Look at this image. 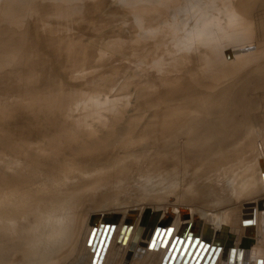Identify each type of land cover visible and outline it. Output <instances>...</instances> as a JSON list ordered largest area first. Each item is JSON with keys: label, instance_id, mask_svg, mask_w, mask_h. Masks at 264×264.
<instances>
[{"label": "rangeland", "instance_id": "obj_1", "mask_svg": "<svg viewBox=\"0 0 264 264\" xmlns=\"http://www.w3.org/2000/svg\"><path fill=\"white\" fill-rule=\"evenodd\" d=\"M109 1L0 0V208L6 207V201H13L19 205L17 211L25 207L32 209V203L40 206L42 202L55 199L69 178H89L98 174L102 176L107 170H114L122 164L144 156L155 155L156 159H169L172 156L167 157L165 154H181L182 144L194 140L189 139L183 129L189 124L188 119L181 122L183 126L174 133L172 141L157 139L154 132H150L154 127L157 131L164 132V126L160 122L157 125L150 124L147 131L124 134L121 126L133 125L134 122L136 125L143 123L135 121V115L177 106L181 110L180 114L194 107V112L206 123H213L209 117L216 116L215 114L219 112L226 111L232 118L239 116L236 113L231 114L229 108L232 107L233 102L228 103V106L219 103L222 98L229 101L233 99L231 96L239 94L237 89L239 75L225 81L205 82L202 79L204 78L203 69H200L199 58L196 55L208 49L212 51L210 59L217 58L222 55L219 52L223 48L235 45L238 39H242L239 46L230 52L240 48H253L256 33L250 32L245 27L254 26L264 17V0H209L210 4L219 3V8L223 10L235 4L244 3L242 8H251L252 11L243 13V11L235 10L231 14L235 17L226 22L227 26L237 28L235 35L228 36L224 41L209 37L201 47L186 50L197 53L191 55L183 51L178 53L173 38L175 33L181 34L191 24L195 23L197 26L200 18L197 13L188 21L189 15L179 10L186 5L182 2L183 0H160V4L163 5L158 6V3H155L156 0H153L150 6H154V9L141 12L142 17L129 15L132 11L129 0H122L123 2H120L119 7L116 6V8L106 4ZM206 1L194 0L193 5L203 4ZM170 2H176V4L173 5ZM187 21L188 24L184 29ZM64 23L70 27V33H66L63 26L61 28L55 26ZM189 31L192 32V30ZM208 31L207 27L204 32ZM110 38L114 39L113 43L107 49H102L98 59L100 63L105 62L103 64L105 67L100 69L101 73H112V77L105 80L98 76L100 71L94 73L91 70L94 65L89 61L98 55L100 42ZM245 41H248V44L243 46ZM170 53H173L176 58V60L172 59L173 62L170 59ZM224 56L227 57V54ZM131 58L135 59V66H123L124 62V65L131 64L125 61ZM159 62L170 64L167 72H165L166 69L161 68L162 63L159 64ZM234 65L237 67L238 63ZM134 68L140 73L148 72L152 75L154 87L151 93L146 94L140 91L144 90L142 86L138 87V83L130 79L134 75ZM205 88L212 90L210 93L214 95L197 100L196 97L200 95L198 92ZM50 94L54 97L51 98ZM251 94L252 92H247L248 97ZM68 95L71 97L67 98ZM192 95H195V102L189 103L185 96ZM257 95L262 98L261 91H258ZM208 99L211 101L207 102ZM231 109L234 110V108ZM259 109L255 105L251 107L247 104V118L251 120L248 124L251 131L248 139L249 151L253 156L251 161L253 176L249 179L252 182L262 183L261 181H264V113L262 124H259L258 128L252 121L254 112ZM118 114H125L127 117L117 119L115 116ZM211 114L213 115L210 116ZM106 124L110 125L106 126ZM47 130L55 131L57 135L50 137L51 134ZM37 131H44L42 138H32L33 132ZM77 133L84 136L75 138L74 135ZM137 137H139L138 143ZM142 139H150L154 145L153 150L143 155L129 154L130 159L124 162L117 161L118 155H121L118 153L119 150L143 148V144L139 143ZM235 139L234 131L230 140L236 142L238 139ZM178 145L180 150L175 149ZM47 150L52 152L43 154ZM58 155L61 156L60 162L55 157ZM172 161L173 159L170 163ZM159 167L160 165H156L153 170L157 171ZM236 169L241 170V167L236 166L232 170L235 174H237ZM19 174H31L29 178L32 182L31 190L21 192L14 190L16 186L26 182L24 177H15ZM259 175L263 178H258ZM230 177L234 179V176ZM253 184H250L247 192L252 189ZM62 193H64L63 196L66 194V192ZM249 198L244 197L243 199L247 202L235 207L233 204L236 202L229 204L231 210L225 216L230 218L231 223L253 229L254 214L244 210L253 203L249 202ZM136 209L128 210L129 212L117 209L107 210L108 212L102 210L104 214L118 216L116 241L109 249L110 257L106 264L113 262L120 264L118 254H124L128 250L133 239L130 235L136 227L135 218L137 216L138 219L141 218L139 208L136 207ZM89 211L85 215V222L91 215ZM102 211L101 213L98 211L97 216L102 214ZM130 214L135 220L131 221V225L129 224ZM1 217L0 223H2ZM201 220L204 222L202 218ZM48 222L51 224L55 221ZM101 223L102 219L99 223L95 222V225L99 224L98 232ZM207 224L213 226L210 221ZM116 226L114 225L113 228ZM227 226L229 228L230 225ZM84 227L82 226L79 230L81 238L77 237L80 239L78 240L80 242L77 241L79 248L75 246L76 251L71 249L74 253L69 251L72 255L68 254L66 258H62L59 261L60 264H71L76 260L82 253L79 251L81 247L90 253L98 252L95 250L97 245L94 248L95 242L93 243L96 238L87 239L89 227L86 228V224ZM98 232H95L94 237H97ZM142 239L143 243L138 244L139 247L142 245V249L144 248L142 263L153 264L157 249L153 248L151 243H149V249H145L148 241L146 237ZM247 240L248 246L242 249L250 255L251 249L256 247V241L253 237H248ZM5 243L8 244V242ZM17 244L20 245L19 242ZM150 250L154 255L151 259H149L151 255L146 256V252ZM202 255L203 253L199 252L193 261L180 264H199ZM53 258L59 263L58 256L39 261L56 264L52 261ZM17 260L34 263L32 256H20ZM84 263L88 264L89 261Z\"/></svg>", "mask_w": 264, "mask_h": 264}, {"label": "bare ground", "instance_id": "obj_2", "mask_svg": "<svg viewBox=\"0 0 264 264\" xmlns=\"http://www.w3.org/2000/svg\"><path fill=\"white\" fill-rule=\"evenodd\" d=\"M129 1L131 2L130 8H132L129 15L132 14V16L142 17L143 14L141 12L154 9V6H150L153 0ZM193 1L183 0L182 2L186 5L179 10L185 15H189L188 21L192 18L191 16L198 13L200 15L197 22L198 25L196 26L194 23L195 25L193 24V26L191 24L181 34L178 32L173 35L178 53L183 51L189 55L197 54L186 50H195L201 47L209 37L224 41L228 36H234L237 28L226 24L227 21L235 17V15L231 14L235 10L243 11V13L252 11L251 8H242L245 5L244 3L235 4L231 8L223 10L219 8V3L210 4L209 0L197 5H193ZM120 2L123 1L110 0L106 4L116 8ZM155 3H158L157 6L163 5L160 4V0H156ZM170 4L174 5L176 2H170ZM180 6L176 7L179 8ZM66 24H56L55 26L57 28L63 26L62 28L65 32L70 33V27H67ZM207 27L209 31L205 33L204 31ZM245 28L252 33H256V38L253 41L254 45H252L253 48H240L230 52L239 46L242 39H238L235 45H228L223 48L219 52L222 55L217 58L210 59L212 51L208 49L202 50L196 55L199 58L200 69H203L204 78L202 79L205 82L225 81L228 78L239 75L237 80L239 94L231 96L232 100L228 101V99L222 98L219 101V103L226 106H228V103L233 102L231 108H234V110L229 109L232 112L231 114L236 113L239 115L238 117L232 118L231 115L224 111L215 114L216 116L211 114L210 116L212 117L209 118L213 123H206L194 112V107L180 114L181 110L177 106L167 110L149 113L147 111L143 114L135 115V121H142L143 123L136 125L134 122L133 125L121 126L120 128L124 134L147 131L150 124L152 126L160 122L164 126V132L161 130L157 131L155 127L150 132L153 131L157 139L172 141L174 133L183 126L181 122L184 119H188L189 124L183 129L186 131L188 138L194 140L182 144L181 154H165L167 157L172 156L169 159H156L155 155L144 156L127 164H122L114 170H107L102 176L98 174L89 178H69L65 182V186L61 187L62 191L55 199L42 202L40 206L32 203V209L24 205L25 208L17 211L18 204L13 201H6V207L1 206L0 208V216H2V223H0V264H48L40 262L46 261L47 257L53 256H58L59 259L57 261L59 262L62 258H66L71 249L75 250V246L79 245L77 241L82 236H79V230H81L82 226L84 227V224H86V228L89 227L87 234L85 233L86 238H96L93 240L95 248L102 236L104 226L107 225L104 222L101 223L98 232L99 224L95 225V222L99 223L100 219L105 221L107 219L105 217L108 216L102 210L117 209L126 212L135 210L136 207L141 212V218L138 219V216V218L136 217L137 219L135 218L136 227L133 234L130 235L133 239L128 250L124 254H118L120 256V264H143L142 253L144 248L142 249V245L139 247L138 244L143 243L142 238L144 237L148 241L145 244V249H149V243H151L153 248L157 249L153 264H167L171 256L168 248L173 238L179 232H182V237L184 238L194 235L198 227V221L201 218L204 222L201 220V226L198 231L199 240L192 256L190 259H186L177 255L173 264L193 261L199 252L203 253L199 264H264V200H262L264 199V181H261L262 183L252 182L249 179L250 176H253L251 163L253 156L250 154V143L248 142L251 134L248 124L251 120L247 118V104L251 107L255 105L257 109H260L254 112L252 121L255 122L257 128L259 124H262L264 113L262 112L264 107V17L260 22L258 20L254 26H246ZM189 30H192V32ZM113 41L114 39L110 38L100 42L101 46L98 55L89 61L94 65L91 70L94 73L100 71L98 76L105 80H109L112 77V73H101L102 70L100 69L105 67L103 65L105 62L102 61L100 63L98 59H100L102 49H107ZM247 42L245 41L243 46H246ZM225 54H227V57L224 56ZM170 55L171 61L172 59L176 60L173 53H170ZM125 61L131 62V64L124 65V62L122 63L123 66H135L134 58ZM160 63H162L161 68L163 70L166 69L165 72H167L170 64ZM236 63H238L237 67L234 65ZM235 70L236 72H234ZM130 79L137 82L138 87L142 86L145 91H140L146 94L151 93L154 87L152 75L148 72L140 73L138 69L134 68V75ZM210 91L212 90L205 88L203 91L198 92L200 95L196 99L214 95ZM258 91L262 92V98L257 95ZM247 92H252V94L248 97ZM50 97L53 98L54 96L50 94ZM68 97L70 98L71 95H68ZM185 99L189 103L195 102V95L185 96ZM210 101V99L207 100V102ZM125 116L127 117L125 114H118L115 118L120 119L125 118ZM109 125L106 124V126ZM234 131L236 139H238L236 142L230 140ZM43 132H33L32 138H42ZM47 132H50V137L57 135V132L52 130H47ZM83 136L80 133L74 135L75 138ZM138 138L136 139L137 143ZM139 143H142L144 147L141 149L134 147L125 151L120 147L119 149L121 150L118 153H121V155H118L117 161L124 162L130 159L129 154L143 155L154 148L150 139H142ZM175 149L180 150V145L175 147ZM51 152L52 150H47L43 154ZM55 157L58 162L61 161L60 155ZM172 159L173 161L170 163ZM178 160L181 161L178 162ZM156 165H160L157 171L153 170ZM236 166L241 167V170L236 169L237 174L232 172ZM230 176H234V179L232 180ZM257 177L263 178L262 175ZM251 183H254L251 187L252 189L247 192ZM62 192H66V194L63 196L64 193ZM244 197H250L249 202H253L247 209L244 208L245 212L254 214L255 227L253 229L231 223L230 218L225 216L231 210L229 209L231 206L228 205L236 202L233 204V207H235L246 203L247 201L243 199ZM88 211L91 215L88 220L85 219V222L84 218ZM98 211H102V214L97 216ZM96 216L98 217L97 220ZM132 216L130 214L129 224L134 219ZM109 218L111 217L109 216ZM49 220L55 222L50 224ZM10 221L11 223H9ZM106 221H110V219ZM209 221L213 223L214 227L207 224ZM161 224L167 225L165 233H167L168 228H173V232L172 234L169 232L167 236L164 233L160 243L153 242L152 236L158 225ZM108 225L102 241V247L95 249L98 252L96 254L94 252L90 253V251L81 247L79 251L82 253L71 264H85L84 262L86 261H89L88 264H106L107 259L110 257V255L108 256L109 249L115 244L117 236V226L113 228V224ZM227 225L231 227L229 226L228 228ZM8 228L12 230H6ZM96 231L98 235L94 237ZM107 235L110 238L109 242L105 240ZM77 237L79 238L77 239ZM248 237H253L256 241V247L254 246L255 248L251 249L250 255L242 249L244 246H248ZM14 241L15 244H13ZM5 242H8V244ZM192 242L193 239H191L190 245ZM164 243L165 246L163 248ZM241 250L243 251L241 252ZM151 251L146 252V256L151 255L149 259L154 256ZM71 252L72 254L74 253V251ZM71 255L69 254V256ZM20 256H32L34 263L18 261L17 259ZM53 259L52 261L56 262ZM60 263L56 262V264ZM51 264L55 263L52 262Z\"/></svg>", "mask_w": 264, "mask_h": 264}, {"label": "water", "instance_id": "obj_3", "mask_svg": "<svg viewBox=\"0 0 264 264\" xmlns=\"http://www.w3.org/2000/svg\"><path fill=\"white\" fill-rule=\"evenodd\" d=\"M30 175L31 174H28V175H22V174H19V175H16L15 177L17 178H23L26 180V182L22 185H18L14 188L15 191H26V190H31L32 189V182L29 181V178H30ZM186 213V212H185ZM108 216H106L105 218H107L106 220H109L110 221H104L102 220V223H106L107 225L104 226V230H103V233H102V236L100 237V240L98 242V245H97V248L100 249L103 245L102 241L104 239V235H105V232L108 228V224H113L112 227L115 225L116 226V222L118 220V216L116 214H106ZM109 216L111 218H109ZM115 220V221H113ZM196 222H197V219H196ZM168 225V223H167ZM167 225H159L158 228L156 229V231L154 232L153 236H152V241L153 242H158L160 243L162 241V238H163V235L165 233V230L167 228ZM198 227L196 229V232L194 233V235L192 236H188L186 238L182 237L183 234L182 232H179L174 238L173 240L171 241L170 245H169V248H168V252L171 254L169 260H168V263L167 264H173L177 255L180 257V258H186V259H190V257L192 256L194 250L196 249L197 247V244H198V240H199V228L201 226V220L198 221ZM171 233L173 232V228H168L167 229V233H165V236L168 235V233ZM191 239H193V242L192 244L190 245V242H191ZM105 240L107 242H109L110 238H109V235H107L105 237ZM190 245V247H189ZM189 247V248H188Z\"/></svg>", "mask_w": 264, "mask_h": 264}]
</instances>
